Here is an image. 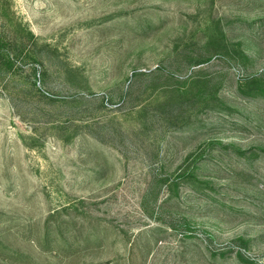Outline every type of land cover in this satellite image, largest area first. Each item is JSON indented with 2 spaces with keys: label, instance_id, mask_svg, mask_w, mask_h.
Wrapping results in <instances>:
<instances>
[{
  "label": "rangeland",
  "instance_id": "374dc122",
  "mask_svg": "<svg viewBox=\"0 0 264 264\" xmlns=\"http://www.w3.org/2000/svg\"><path fill=\"white\" fill-rule=\"evenodd\" d=\"M0 264H264V0H0Z\"/></svg>",
  "mask_w": 264,
  "mask_h": 264
}]
</instances>
